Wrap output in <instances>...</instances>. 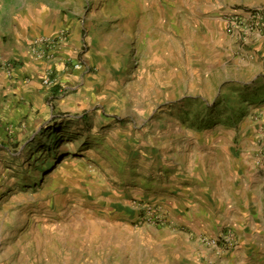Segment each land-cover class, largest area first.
I'll list each match as a JSON object with an SVG mask.
<instances>
[{
  "label": "rangeland",
  "instance_id": "374dc122",
  "mask_svg": "<svg viewBox=\"0 0 264 264\" xmlns=\"http://www.w3.org/2000/svg\"><path fill=\"white\" fill-rule=\"evenodd\" d=\"M229 14L216 0H0V72L65 30L76 56L92 35L98 79L0 120V264H234L214 167L254 121L260 66L225 34ZM228 233L236 249L198 241Z\"/></svg>",
  "mask_w": 264,
  "mask_h": 264
},
{
  "label": "crops",
  "instance_id": "0c3cea01",
  "mask_svg": "<svg viewBox=\"0 0 264 264\" xmlns=\"http://www.w3.org/2000/svg\"><path fill=\"white\" fill-rule=\"evenodd\" d=\"M216 1L223 12L240 13L244 16L253 9L264 8V0ZM29 23L25 21L24 26L28 28ZM85 35L89 49L84 55L76 56L72 53L73 50L77 52L76 54L80 53L83 42L82 39L74 40L72 37V44L66 45L61 50L62 54L58 53L61 55L60 61L54 64L38 61L31 56L20 57L16 63L14 62L17 67V81H10L3 71L0 72V120L3 125L20 120L21 110L25 111L24 117L28 116L30 120L36 118L38 114L35 100L40 101L44 94L49 95L48 90L41 85L43 74L49 68L56 69L55 77L60 82L56 90L60 92L71 83H78L71 90H77L80 86H83V89L95 87L98 79L93 74L95 66L93 37L87 32ZM227 37L237 44L239 49L244 50L243 54H248L246 64L250 65L251 69L255 71V65L260 67L255 71V83L248 86L250 92L248 109L249 113L255 114L254 121L247 119L234 128L233 143L221 144L222 152L217 158L218 164L214 167L218 178L217 184L222 185L224 191L220 217L225 224L232 222L236 225L240 232L242 244L240 250L235 253L237 256L233 258L234 264H264V71L261 67L264 66V35L255 34L244 43L228 35ZM72 56L73 63L85 64L86 68L83 71H75L72 67L67 73L63 71L64 64ZM43 108L46 109V104Z\"/></svg>",
  "mask_w": 264,
  "mask_h": 264
},
{
  "label": "built area",
  "instance_id": "2783aa9c",
  "mask_svg": "<svg viewBox=\"0 0 264 264\" xmlns=\"http://www.w3.org/2000/svg\"><path fill=\"white\" fill-rule=\"evenodd\" d=\"M225 33L236 39L237 41L244 43L247 38L258 34L264 35V8H256L242 15L240 13H230L225 18L224 23ZM70 42V36L65 30L59 32L55 36H44L37 38L31 44L32 54L36 60L54 64L57 60L58 53ZM70 67L75 71H83L86 66L82 62L73 63L67 61L64 64L63 71L67 72ZM2 71L10 81H17V67L16 64L10 61H5L2 64ZM56 69H47L42 77L41 85L44 89L52 90L59 86L60 82L55 77ZM199 243L203 246H209L211 248H228L236 249L238 247V241L236 236L232 233L224 234L220 238L211 240L208 238H199Z\"/></svg>",
  "mask_w": 264,
  "mask_h": 264
},
{
  "label": "trees",
  "instance_id": "16d2710c",
  "mask_svg": "<svg viewBox=\"0 0 264 264\" xmlns=\"http://www.w3.org/2000/svg\"><path fill=\"white\" fill-rule=\"evenodd\" d=\"M57 88V87H56ZM56 88H54L55 90H54V93L55 92H58V89L56 90ZM44 131V130H43ZM41 132V133H45V132H48V130L47 131H44V132ZM64 142V140H62V143ZM61 142H59L58 141V139H56V138H53V137H51L50 138V143L48 144L52 149L54 148H57L58 147V145L60 144Z\"/></svg>",
  "mask_w": 264,
  "mask_h": 264
}]
</instances>
